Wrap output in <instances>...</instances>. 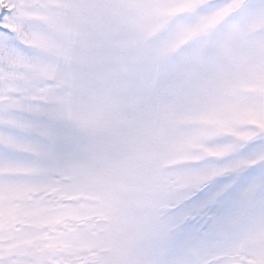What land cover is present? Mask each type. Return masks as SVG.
Returning a JSON list of instances; mask_svg holds the SVG:
<instances>
[{
	"label": "snow or ice",
	"instance_id": "snow-or-ice-1",
	"mask_svg": "<svg viewBox=\"0 0 264 264\" xmlns=\"http://www.w3.org/2000/svg\"><path fill=\"white\" fill-rule=\"evenodd\" d=\"M0 264H264V0H0Z\"/></svg>",
	"mask_w": 264,
	"mask_h": 264
}]
</instances>
